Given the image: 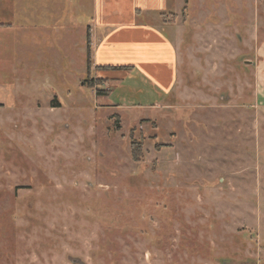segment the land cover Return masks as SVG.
<instances>
[{
    "label": "rangeland",
    "instance_id": "rangeland-1",
    "mask_svg": "<svg viewBox=\"0 0 264 264\" xmlns=\"http://www.w3.org/2000/svg\"><path fill=\"white\" fill-rule=\"evenodd\" d=\"M92 5L0 0V264H264V0L163 12L167 92L95 68Z\"/></svg>",
    "mask_w": 264,
    "mask_h": 264
},
{
    "label": "crops",
    "instance_id": "crops-1",
    "mask_svg": "<svg viewBox=\"0 0 264 264\" xmlns=\"http://www.w3.org/2000/svg\"><path fill=\"white\" fill-rule=\"evenodd\" d=\"M188 3L189 0H93V15L85 27V46L88 32L93 64L127 66L124 74L109 70L103 76L120 81L141 75L167 92L176 76V50L169 35L175 25L163 23L160 14L177 13L184 6L189 8Z\"/></svg>",
    "mask_w": 264,
    "mask_h": 264
},
{
    "label": "trees",
    "instance_id": "trees-1",
    "mask_svg": "<svg viewBox=\"0 0 264 264\" xmlns=\"http://www.w3.org/2000/svg\"><path fill=\"white\" fill-rule=\"evenodd\" d=\"M161 17H163V13L160 14ZM89 46H90V42H89V34L88 32L86 33V51L88 53L89 51ZM127 66H99V65H96L95 68H101V69H108V70H121V69H126ZM90 85H93V84H90ZM99 92H96L97 94H104L106 93L105 91H100L98 90ZM140 145V144H139ZM131 148H132V156L135 160H137V156L140 154V146H138L135 142H131Z\"/></svg>",
    "mask_w": 264,
    "mask_h": 264
}]
</instances>
